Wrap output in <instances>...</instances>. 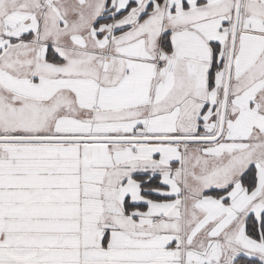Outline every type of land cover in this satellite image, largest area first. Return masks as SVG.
<instances>
[{
    "label": "snow or ice",
    "instance_id": "snow-or-ice-1",
    "mask_svg": "<svg viewBox=\"0 0 264 264\" xmlns=\"http://www.w3.org/2000/svg\"><path fill=\"white\" fill-rule=\"evenodd\" d=\"M0 264H264V0H0Z\"/></svg>",
    "mask_w": 264,
    "mask_h": 264
}]
</instances>
